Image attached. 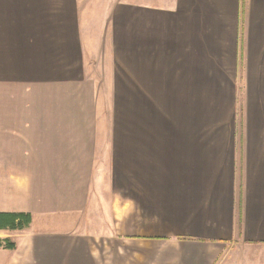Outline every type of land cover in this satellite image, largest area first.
<instances>
[{
  "label": "crops",
  "instance_id": "crops-1",
  "mask_svg": "<svg viewBox=\"0 0 264 264\" xmlns=\"http://www.w3.org/2000/svg\"><path fill=\"white\" fill-rule=\"evenodd\" d=\"M169 2L193 17L201 72L242 95L248 131L189 134L184 165L129 166L98 133L74 39L0 23V213L31 216L0 231L16 245L0 264H264V0Z\"/></svg>",
  "mask_w": 264,
  "mask_h": 264
},
{
  "label": "rangeland",
  "instance_id": "rangeland-1",
  "mask_svg": "<svg viewBox=\"0 0 264 264\" xmlns=\"http://www.w3.org/2000/svg\"><path fill=\"white\" fill-rule=\"evenodd\" d=\"M169 1L156 0L153 12L140 0H0V23L74 39V65L82 78L95 77L98 133L118 135L113 150L146 173L156 161L170 165L172 153L184 165L189 134L220 140L248 131L242 95L223 94L218 78L201 72L193 17Z\"/></svg>",
  "mask_w": 264,
  "mask_h": 264
},
{
  "label": "trees",
  "instance_id": "trees-1",
  "mask_svg": "<svg viewBox=\"0 0 264 264\" xmlns=\"http://www.w3.org/2000/svg\"><path fill=\"white\" fill-rule=\"evenodd\" d=\"M31 216L27 213H0V231L21 232L28 228ZM0 248L14 251L16 245L9 240H0Z\"/></svg>",
  "mask_w": 264,
  "mask_h": 264
}]
</instances>
